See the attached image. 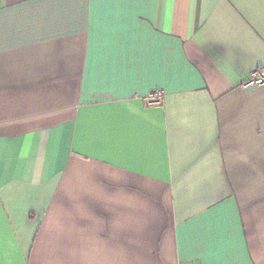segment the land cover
Masks as SVG:
<instances>
[{
  "label": "crops",
  "instance_id": "crops-1",
  "mask_svg": "<svg viewBox=\"0 0 264 264\" xmlns=\"http://www.w3.org/2000/svg\"><path fill=\"white\" fill-rule=\"evenodd\" d=\"M263 67L264 0H0V264H264Z\"/></svg>",
  "mask_w": 264,
  "mask_h": 264
},
{
  "label": "built area",
  "instance_id": "built-area-1",
  "mask_svg": "<svg viewBox=\"0 0 264 264\" xmlns=\"http://www.w3.org/2000/svg\"><path fill=\"white\" fill-rule=\"evenodd\" d=\"M264 85V67L253 71L245 83H243V88H252ZM163 94L161 91H153L149 94L146 99V105L152 106L161 103V98Z\"/></svg>",
  "mask_w": 264,
  "mask_h": 264
}]
</instances>
